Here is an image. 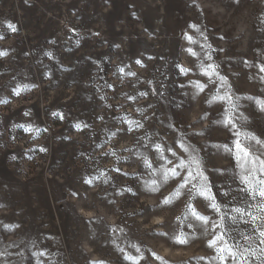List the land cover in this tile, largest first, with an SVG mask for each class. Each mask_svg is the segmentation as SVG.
<instances>
[{"label":"rangeland","instance_id":"374dc122","mask_svg":"<svg viewBox=\"0 0 264 264\" xmlns=\"http://www.w3.org/2000/svg\"><path fill=\"white\" fill-rule=\"evenodd\" d=\"M0 37V264H264V0H0Z\"/></svg>","mask_w":264,"mask_h":264},{"label":"snow or ice","instance_id":"6c2138e0","mask_svg":"<svg viewBox=\"0 0 264 264\" xmlns=\"http://www.w3.org/2000/svg\"><path fill=\"white\" fill-rule=\"evenodd\" d=\"M9 27L11 28V30L13 32L16 31L15 26L9 25ZM0 38H2V37H0ZM6 55H7V52L0 51V57L6 56ZM193 55H195V53H193ZM209 59H211V57H209ZM137 63H140V61H137ZM209 67L212 68V73L215 74V68H213L211 65H209ZM181 72L187 73L188 69L182 68ZM205 74L208 75L207 72ZM132 75H135V74L133 73ZM219 79L224 85H227V80L224 77L221 76V77H219ZM196 86L199 87L201 91L204 90L203 85H196ZM25 88H27V86H25ZM17 95H19V91L17 92ZM220 99L223 100L224 97H220ZM4 103H7V101H4ZM260 111L264 112V103H261ZM53 115H59V114L53 113ZM203 119H205V117L203 115H201L197 120L193 121V124L199 123ZM226 123L231 124L232 122L229 119L228 121H226ZM21 127H23V126L21 125ZM76 127L79 128L80 125L77 124ZM197 134L202 135L203 132L201 131L200 133H197ZM237 134H239V133H237ZM250 138L252 140H254L257 144H261L262 146H264V141L259 140L257 137L251 136ZM214 147H216L217 149L223 147L225 151H228V152L232 151L230 148H228L227 145H214ZM234 147H235L236 153H237V155H236L237 161L238 162L243 161V163H241V167L244 169V174L241 175V182L244 183L245 185H247V187L245 189H243V191H246L250 196H252L253 199L258 198V204H257L258 213L255 215H253L252 213H247V215L250 217V219L252 220L253 223H255L256 221H260L261 223H264V215H260V213H264V179H256V173L257 172L264 174V159H260L259 157L253 159L251 157L250 150L246 146L242 145L239 141L235 142ZM157 148L159 149V146H157ZM184 151L187 152L188 149L185 148ZM113 155H114V153H113ZM189 162H190V164L196 165V172H195V174H193V172L191 170H189L188 177L184 178V182L180 184V188H184L191 180H194V179H196V177H199V179L201 181V186L199 189L200 194L204 195L206 197V199L211 201V204H210L211 208L216 213H219L220 212V206L215 202V196L212 195L211 186L208 183V176L204 175V172L201 168V163H200L199 158L195 155L190 156ZM145 163H147V161H145ZM247 164H251L252 167L246 168L245 165H247ZM179 166L182 168L188 167L183 162H181V164ZM169 171L172 173L173 176L176 175V171L174 168L170 169ZM165 178L167 179V174H166ZM193 187H195V185H193ZM175 195H177V196L179 195V190L176 191ZM225 195H227V193H225ZM163 203L165 205L169 204L170 199L165 198L163 200ZM189 207H191V206H189ZM235 211L237 213H240L241 210L239 208H237V209H235ZM192 215L195 216L197 220L202 221L204 225H207L209 223V218L207 216L199 215L198 213L195 212L194 209L192 210ZM160 222L162 223L163 221H160ZM213 224L215 227L216 226L215 222H213ZM259 237H260V242L264 243V228H261L259 230ZM174 240H175L176 244H180V245H186L188 243V239L186 238V236L183 233L175 236ZM221 242H223L224 246H218ZM208 246L215 248L222 264L224 261L228 260L229 258L234 262V264H247L248 257H247V255H245V253H247L249 251V249H244L243 252H239L237 250L238 246L228 247L227 242L224 240L223 235H218L215 239L211 240L209 242ZM260 252H261V255L264 256V249H261ZM41 255H43V253H41ZM253 255H255V252H253ZM157 258L160 259L159 257H157ZM162 264H164V262H162Z\"/></svg>","mask_w":264,"mask_h":264},{"label":"trees","instance_id":"16d2710c","mask_svg":"<svg viewBox=\"0 0 264 264\" xmlns=\"http://www.w3.org/2000/svg\"><path fill=\"white\" fill-rule=\"evenodd\" d=\"M228 227H229V229H232V228H231V225H228Z\"/></svg>","mask_w":264,"mask_h":264}]
</instances>
